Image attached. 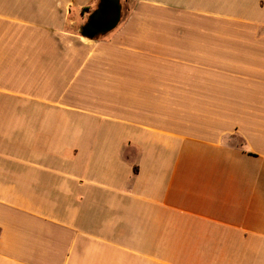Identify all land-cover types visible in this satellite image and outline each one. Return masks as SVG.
<instances>
[{"label": "crops", "instance_id": "0c3cea01", "mask_svg": "<svg viewBox=\"0 0 264 264\" xmlns=\"http://www.w3.org/2000/svg\"><path fill=\"white\" fill-rule=\"evenodd\" d=\"M89 1L0 0V264H264V0Z\"/></svg>", "mask_w": 264, "mask_h": 264}, {"label": "flooded vegetation", "instance_id": "af4514ba", "mask_svg": "<svg viewBox=\"0 0 264 264\" xmlns=\"http://www.w3.org/2000/svg\"><path fill=\"white\" fill-rule=\"evenodd\" d=\"M113 0H98L95 7L87 13L86 19L80 24L79 30L86 35L96 36L112 23L110 8Z\"/></svg>", "mask_w": 264, "mask_h": 264}, {"label": "rangeland", "instance_id": "374dc122", "mask_svg": "<svg viewBox=\"0 0 264 264\" xmlns=\"http://www.w3.org/2000/svg\"><path fill=\"white\" fill-rule=\"evenodd\" d=\"M95 3H96V0H91V1H89V2H87L86 4H84V5H82L81 7H79L78 9H77V15L79 14V12L81 11V13H82V16L81 15H79V16H77L78 18H76L72 23H71V30L73 31V32H78V27H79V25L81 24V22L83 21V20H81V18H85V16H86V14L89 12V11H91L92 10V8L95 6Z\"/></svg>", "mask_w": 264, "mask_h": 264}, {"label": "water", "instance_id": "95a60500", "mask_svg": "<svg viewBox=\"0 0 264 264\" xmlns=\"http://www.w3.org/2000/svg\"><path fill=\"white\" fill-rule=\"evenodd\" d=\"M119 12H120V5H119V2H118V0H113L112 1V4H111V8H110V19L112 20V23L113 22H115L117 19H118V17H119ZM111 23V24H112ZM110 24V25H111ZM109 25V26H110ZM80 32H81V34L83 35V36H87L88 38H92L93 36H91V35H86V34H84L81 30H80Z\"/></svg>", "mask_w": 264, "mask_h": 264}]
</instances>
